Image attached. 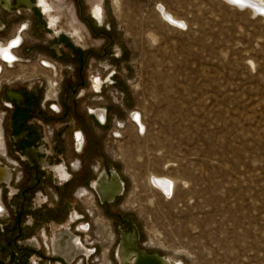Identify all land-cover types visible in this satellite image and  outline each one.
<instances>
[{"label":"rangeland","instance_id":"obj_1","mask_svg":"<svg viewBox=\"0 0 264 264\" xmlns=\"http://www.w3.org/2000/svg\"><path fill=\"white\" fill-rule=\"evenodd\" d=\"M94 1L61 0L59 9L53 0L56 33L36 8L2 12L4 35L19 18L31 21L21 56L56 62L62 77L60 112L31 99L33 82L2 85L4 126L22 121L36 131L39 156L64 165L70 179L35 166L7 142V158L20 161L2 190L0 251L11 263L55 264L40 235L50 244L77 213L90 224L80 239L92 252L80 264H119L112 238L131 224L140 249L171 262L264 264V15L227 0H99L97 18ZM158 4L184 26L164 21ZM7 90L23 91L32 110L8 108ZM94 108L106 109L104 123ZM103 171H116L124 192L113 203L94 201L90 216L84 191ZM151 175L173 179L170 197L151 186ZM17 188L21 194L10 195ZM33 237L37 252L20 244Z\"/></svg>","mask_w":264,"mask_h":264},{"label":"flooded vegetation","instance_id":"obj_2","mask_svg":"<svg viewBox=\"0 0 264 264\" xmlns=\"http://www.w3.org/2000/svg\"><path fill=\"white\" fill-rule=\"evenodd\" d=\"M2 5L4 4L6 7L8 5L7 2H4L5 0H0ZM9 1V0H7ZM58 1L57 7L60 9L62 8L61 0ZM99 0H95L93 2V13L97 18H101V8L98 4ZM6 3V4H5ZM8 4V5H7ZM53 3L46 0H31V9L23 8L25 11H33L35 8L38 12L40 10L44 12L46 15V19L49 21L48 25L55 31V24H56V16L53 14ZM20 10V9H19ZM68 10H70L68 8ZM14 10L11 12L13 13ZM76 30V29H74ZM48 33H50L48 31ZM53 34V33H51ZM54 35V34H53ZM48 62V61H47ZM50 67V61L48 62ZM53 71H55L53 69ZM54 73V72H53ZM55 74V73H54ZM93 83L95 84V88H98L99 82L97 80H94ZM49 87L52 88L53 80L49 79ZM53 93L55 92V89H52ZM23 95V101L20 106H17L15 102L13 101L11 109H14L15 107H19L22 109V111L32 110V106L28 104L29 100L27 95L23 91H19ZM31 99L39 101V92L32 91ZM46 100L53 99L52 96L49 97V91L46 93ZM41 109H43L41 107ZM52 111L54 112H60V108L58 105L54 104V107L52 108ZM92 115L94 116L95 120L101 124L103 123V120L105 122L106 120V109L103 108H94L91 110ZM29 126L32 127L34 125L33 119L28 120ZM19 125V129L17 132H12V125ZM49 129L50 126H47ZM5 140H6V146L7 142L12 143L16 151H22L21 149H24L25 157L30 160V162L33 164L35 163V166L41 165L44 168L51 169L55 176L59 178L62 181H68L70 179V174L66 171L64 168V165H51L49 164L45 158L39 156L38 153H42V147L39 148L38 140H41L40 136L36 135V131L28 128V127H22V121L19 123H16L14 120H11V126L9 127V131L5 128ZM51 133V132H50ZM52 134V133H51ZM76 139H81V134L76 133ZM34 142V143H33ZM33 143V145H32ZM20 161V156H16L15 158V165ZM13 176V173H12ZM11 177V171L7 165H3L0 163V184L5 183L6 185L10 183L9 179ZM90 191H84L85 193V199L89 201L88 206V213L91 216L92 213H95V206L94 201H97V203H113L117 198L123 195L124 192V182L122 181L120 175L113 171L112 174H108L105 171L99 173L96 178H94L89 186ZM20 189H10V195H20ZM13 209L16 212V223H19L20 221V214L21 209L18 206V204H14ZM71 225H76L75 229L71 228ZM90 224L86 223L84 221H81L79 219L78 214L76 213L75 216L71 215L67 224L59 229L58 231H54L52 234V237L50 239V244L47 243V236L46 233L42 232L40 237L44 240L45 247L52 251L55 256H57V260L55 264H80L82 260L85 258H89L92 255V252L89 248L86 247L85 244L81 242L80 236L81 234H86L85 232L88 231ZM124 233L126 231H123ZM122 232V233H123ZM121 236H118L116 238H112V244H114V249L112 252L113 257H115V252L117 248V244L120 240ZM139 240V239H138ZM20 244H24L26 247V250L28 251H39V243L36 238L31 239H25L20 240ZM20 245V246H21ZM138 246V242H137ZM13 248V247H12ZM139 248V247H138ZM140 249V248H139ZM14 252V248L12 249ZM117 260V259H116ZM118 262V261H117ZM0 264H16L11 263V257L10 255H6L3 249L0 251ZM52 264V263H50Z\"/></svg>","mask_w":264,"mask_h":264},{"label":"built area","instance_id":"obj_3","mask_svg":"<svg viewBox=\"0 0 264 264\" xmlns=\"http://www.w3.org/2000/svg\"><path fill=\"white\" fill-rule=\"evenodd\" d=\"M12 2L14 0H11ZM17 10L16 8H13ZM2 12L11 13L4 6L0 5V91L2 89V85H11L13 82L11 80L17 82H33L37 86L32 89V91L39 92L42 87V83L40 82L45 78V87L44 92L39 93L40 104L44 109L47 105L49 108L54 107V103L58 99L59 93V83L62 81L61 75L57 74V66L56 62L52 60H47L43 56L38 54L34 55L32 59L23 58L20 54L23 46L27 42L28 33L31 26V21L29 18H19L16 21L9 32L5 35L1 34L6 29V23L4 21ZM5 56L9 57L6 59ZM50 61L56 67V72L53 74V66L49 67L48 62ZM32 63V64H31ZM31 67L32 71H28L27 69ZM13 71H16V75H12ZM49 79L53 80L52 88L50 89ZM40 80V81H39ZM52 89H55L53 93ZM49 91V97L52 96L53 99L46 100V93ZM13 100L8 99L7 106L8 108L12 107ZM6 112L0 111V159L4 160L6 163H2L3 165H7L11 171L12 166L15 164V161H12L6 156V140H5V130H4V119ZM13 176L11 171V177L9 181L11 182ZM8 185V184H7ZM5 183L0 184V220L3 219L7 215V209L3 202L2 198V190L7 186Z\"/></svg>","mask_w":264,"mask_h":264},{"label":"bare ground","instance_id":"obj_4","mask_svg":"<svg viewBox=\"0 0 264 264\" xmlns=\"http://www.w3.org/2000/svg\"><path fill=\"white\" fill-rule=\"evenodd\" d=\"M234 1L238 2V3H243L244 4L243 7H249L253 11H256L257 9L264 10V0H234ZM4 2H7L8 4H11V5L7 4L8 6L6 7L4 4L2 5L1 1H0V5L4 6L6 9H8L10 12H12L14 10L12 8L14 1L12 2L11 0H9V1L5 0ZM18 3L24 4V5L17 6V8H16L17 10H19L21 8L31 9V0H18ZM255 7L257 9H255ZM156 8L159 12L160 17L164 21H167V23H169V25H172L174 27L175 26L178 27V26H181L184 24L183 21L181 19L177 18L176 15H175L176 16L175 17L170 12H168L167 9L163 5L158 4V5H156ZM182 27H180V28H182ZM132 119L136 121L135 126L138 125L140 130L143 131L144 126L142 124V121L139 119V116L136 115L135 118H132ZM149 181L151 183V186L155 190H157L159 193H161L164 197H170L171 196L172 191H173V185H174L172 178H170L168 176L151 175L149 177ZM137 236L139 237V232H138L136 227H135V231L132 233H130V230L125 232V233L124 232L122 233L120 240L117 244L116 252H115V257H116L119 264H122V263H127V264L131 263L132 264L134 262L132 259V256H133L134 252L139 249L137 244H136V247H134V241H135ZM139 250H142V249H139ZM142 251L146 252L145 250H142ZM146 253H149V252H146ZM149 254H154V253H149ZM163 258L168 261V264H178L175 262H171L169 259H167L165 257H163ZM142 259L149 261L150 259H154V258L146 256L144 254L142 256Z\"/></svg>","mask_w":264,"mask_h":264},{"label":"water","instance_id":"obj_5","mask_svg":"<svg viewBox=\"0 0 264 264\" xmlns=\"http://www.w3.org/2000/svg\"><path fill=\"white\" fill-rule=\"evenodd\" d=\"M227 1L238 5L239 7H243V5H244L243 3H238V2H235L234 0H227ZM19 5H24V4H19L18 0H14V4L12 5V8H17V6H19ZM255 9H257V8L255 7ZM254 12L264 15V10H261V9H257ZM5 94H6L7 99L13 100L17 106L21 105V103L23 101V95L21 92L15 91V90H7ZM103 123H104V120H103ZM112 172H110V174H112ZM135 227H136L135 224L130 225V228H131L130 233L135 231ZM138 239H139V237L137 236L135 241H134V247H136ZM144 254L146 256L153 257L154 259H150L149 261L148 260L146 261V260L142 259V256ZM132 259L134 261L132 264H168V261L166 259H164L163 256H160L156 253L149 254V253H146V252L139 250V249L134 252ZM122 264H127V263H122ZM128 264H131V263H128Z\"/></svg>","mask_w":264,"mask_h":264},{"label":"crops","instance_id":"obj_6","mask_svg":"<svg viewBox=\"0 0 264 264\" xmlns=\"http://www.w3.org/2000/svg\"><path fill=\"white\" fill-rule=\"evenodd\" d=\"M46 1H50L51 3H53V5H54V2H53V0H46ZM56 1V0H55ZM76 29V28H75Z\"/></svg>","mask_w":264,"mask_h":264},{"label":"snow or ice","instance_id":"obj_7","mask_svg":"<svg viewBox=\"0 0 264 264\" xmlns=\"http://www.w3.org/2000/svg\"><path fill=\"white\" fill-rule=\"evenodd\" d=\"M6 59H9V57L5 56Z\"/></svg>","mask_w":264,"mask_h":264}]
</instances>
